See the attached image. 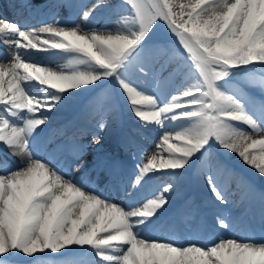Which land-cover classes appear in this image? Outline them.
<instances>
[{"label": "snow or ice", "instance_id": "snow-or-ice-1", "mask_svg": "<svg viewBox=\"0 0 264 264\" xmlns=\"http://www.w3.org/2000/svg\"><path fill=\"white\" fill-rule=\"evenodd\" d=\"M60 6L87 22L103 5L96 0L90 7ZM112 8L123 29L60 19L28 24L31 12L20 22L0 13V44L15 49L6 57L11 63L0 59V153L24 155L22 163L5 161L0 170V264H264V238H205L196 225L181 241L145 234L165 224L172 198L193 176L216 201L229 203L218 172L238 183L246 178L222 157L234 156L264 178V77L248 80L258 83L257 95L234 76L236 70H264V0H119ZM36 53L67 63L54 70ZM176 60L182 61L175 71L184 80L162 99L157 90L170 77L161 72ZM83 97L92 108L69 138L79 171L87 149L99 151L105 137L91 133L90 143L77 141L89 136L93 113L100 116L96 127L106 132L100 109L113 98L138 124L125 147L136 144V137L148 139L145 130L158 133L147 162L137 163L129 180L115 171L112 158L96 159L94 170H108L109 184L124 193L123 200L86 188L57 167L54 154L41 158V149L69 124L53 126L65 113L81 112ZM170 124L183 126L174 130ZM162 177L158 191L134 200ZM254 204L264 223V192ZM218 222L228 231L234 227L224 218ZM168 226L175 228V220Z\"/></svg>", "mask_w": 264, "mask_h": 264}, {"label": "bare ground", "instance_id": "bare-ground-1", "mask_svg": "<svg viewBox=\"0 0 264 264\" xmlns=\"http://www.w3.org/2000/svg\"><path fill=\"white\" fill-rule=\"evenodd\" d=\"M65 3L83 4L87 7H90L92 4H94V2L92 0H24L22 3H20V5H22V7L18 8L16 13H14L12 16H10V17L7 16L1 10H0V13H3L4 15H6L9 20L15 21V19H17L18 17H21V15H27L29 12H31L32 15L28 16L27 20L25 21V23H28V24L52 23L54 19H60V20L68 21L70 23H73V22L74 23H82L83 26H85V27L96 28L98 30L107 29L110 31H116L119 29H123L125 27L121 23H114V22H111L108 19L104 18L103 14H105V13H103V11L100 8H98L95 11L93 18L90 19V21L84 22L82 20L81 14H79L78 12H76L72 9H69L67 7H61L60 6L61 4H65ZM20 21L21 20H19L17 22H20ZM0 48H1L0 50H4L6 52L9 51L10 54H14V52H15L14 48H10L4 44H0ZM21 51H24V50H21ZM54 55L55 54H52V53H36V54H34V57L37 60L42 61V63L49 65L54 70L63 69L65 67L67 61L62 59V58H58V57H50V56H54ZM176 68H177V65L175 66L173 64V62H171L161 72L162 78L170 77L157 90L162 99H166L167 96L175 89V87L177 85H179L184 80L183 73H176V71H175ZM111 103H112V105L109 107V109H106L104 107L100 111L103 112V114L105 115V117L108 121V128H107L105 133H108L110 131L109 129L113 126H121V133L119 135L113 137L114 143L115 142L120 143L123 140V137H125L124 135L128 136L130 130L133 127H138V124L136 123L134 117H132L130 111H128L127 107L124 104L121 105L119 100H117L116 98H113ZM99 119H100V116L98 114H96V113L92 114V117L90 119V129L96 135H104V137L106 138V141H107L109 138H107L105 136L106 134L101 133L100 130L98 129V127H96V124L99 121ZM133 123H135V124H133ZM182 126H183L182 124H177V125H171L170 124L168 127L170 129L179 130ZM242 127H244V129L246 131H249V132L251 131L249 128H247V126H242ZM147 134L152 136V143H151L150 147L146 150V153L150 155L155 148L154 141H155V139L158 138V133L149 129V130H145V135H147ZM257 138H259V137H257ZM45 147H47V152H43V150H42L43 148L40 151V155H41L42 159H48L49 153H51V154L57 153L58 155H61V153H62V150L58 148V146L56 145V143L54 141H51V143H47L44 146V148ZM222 158L227 159L228 162L231 164V166L236 168L241 173H243V175L246 178L243 183H238L235 179H229L224 174V172L222 170L218 172L217 175H218L219 182L222 186V189L226 193L228 201L232 203L231 198H233L237 194H242V192L245 193V189L243 190V188L247 184V182H250V183H252L253 187L249 190L248 193L246 192L247 193V196H246L247 208L246 209L247 210L256 209L255 207H253V206L251 207L249 205H252L254 203V199L256 197H258L260 193L264 192V185L262 184L264 182L261 181V179L264 180V178L255 174V172L253 170H251V169L247 168L246 166H243L242 164H240V162L234 156H232L230 158H224V157H222ZM23 160H24V155L22 153H17L15 155H13L11 152L0 153V170H3L5 161H7L8 165H11L13 163V161H15V163H17V164H20L23 162ZM57 167H59L60 170L62 172H64L65 174H71V175L75 176L76 179L80 183H82L86 188L92 189L89 182L83 180V176H85L84 175L85 172L88 173L87 176L96 177L94 175V170L92 169V167L89 164L85 165L84 169H81V171H79L78 174H76L74 171L69 172L68 170H63L58 165H57ZM133 170H134V165L130 164V165H126V168L124 171H119L117 173L123 174L124 179L129 180L132 177ZM103 171H104V173L100 174L101 177L100 176L98 177V181H100L102 183V186H106V182H109V172L107 169H103ZM106 174H107V176H106ZM80 176H82V177H80ZM104 176H106V178ZM248 178L250 180H247ZM256 178H261V179L257 180ZM203 188L206 189L205 185ZM152 189L158 191L157 187L153 184V182H151L149 185H146L143 189H141L140 191L135 193L134 194V200L141 201L143 198H146V196L148 194H150V191ZM204 193H205V190H204ZM245 194H243V195H245ZM109 195L110 196H116L120 200L124 199V193L119 191V190L116 194H109ZM210 202L213 204H216L215 198L210 199ZM173 203L174 202L171 201V207L169 209L167 216L165 217V221L171 220L172 218H176L179 220V223H181L182 221H184L185 218H187V216L190 215V213L182 207H180V208L174 207L172 205ZM233 205L235 206V204H233ZM211 211L213 213H215L214 214L215 222L212 223L213 227L210 228V233L207 235H205V233H204L205 231H207V228H205V227L201 228V230H202L201 236L202 237L215 238L218 236H225V237H235L238 240L250 239V238L260 240V239L264 238V233H261V232H257V234L255 236H253L251 234L245 235L244 234L245 232H243L242 228H240V227L237 230H234L232 228L231 231L220 228L218 218H224L228 222L232 223L233 225H234V221L232 219H230L229 217H227L225 211L223 209H221V207H219L217 204L215 207H212ZM182 226H183V229L181 230V233L186 236L187 233L189 231H191L190 226H189V224H186V223L185 224L182 223ZM145 234L150 236V237L154 235L157 238H162V239H174L177 241L182 240V239H178L177 237L172 236L168 233H165L164 230L161 231L160 234H158L157 231L151 232V230L148 229V230H146ZM72 255H74V254H69L70 257ZM58 264H63V261H59Z\"/></svg>", "mask_w": 264, "mask_h": 264}, {"label": "rangeland", "instance_id": "rangeland-1", "mask_svg": "<svg viewBox=\"0 0 264 264\" xmlns=\"http://www.w3.org/2000/svg\"><path fill=\"white\" fill-rule=\"evenodd\" d=\"M94 3L96 2V0H92ZM112 2H114V3H112ZM112 4H116V3H119V0H112ZM184 2H187V0H184ZM110 8H111V6H110ZM110 10V9H109ZM114 13V9L112 8L110 11H109V13H108V16L111 18V19H109L107 16H105V15H103V17L104 18H106V19H108L109 21H111V22H114V23H121L123 26H125V24H124V22H123V20L120 18V16L119 17H117V18H113V17H111V15ZM182 56V55H181ZM177 61V64H175L174 62H173V64L176 66V65H178V64H180V63H182V61L181 60H176ZM12 62V61H11ZM10 61H5L4 60V63H11ZM234 76L236 77V78H238V81L241 83V84H244L245 85V88H246V90L247 91H249V92H251V93H254V94H257L258 95V89H259V85H258V83H256V84H250V83H248V80H249V78L250 77H255L257 80H259L260 78H262V77H264V70H261V68L259 67V66H257V69H256V71L255 72H253V73H247V74H243V73H241L239 70H236L235 71V73H234ZM91 110V108L88 110V113H89V111ZM54 128H60L59 126H53ZM114 127H111L109 130H110V132H108V133H106V137L107 138H109L110 136H112V135H114ZM66 132V134H69V131H68V129L65 131ZM111 133V134H110ZM140 138V137H139ZM140 139H142V138H140ZM104 142H107V141H109V140H107L106 141V138H104V140H103ZM144 141H146V146H144V147H140L141 149H144L145 151L148 149V146H149V144H150V142L148 141V139H144ZM85 143H89V141H86ZM93 147H94V145H93ZM93 147H91V151H89V152H91V153H95L96 155H97V151H95L94 149H93ZM145 151L143 152V155H136V158L135 159H133L132 157L130 158V162L129 163H132V164H137V163H140V162H146L147 161V158H148V156H150V155H147L146 153H145ZM141 153V152H140ZM71 165L74 167V168H76V164L72 161L71 162ZM166 179V178H165ZM257 180H259V179H261V178H256ZM261 181L262 182H264V180H262L261 179ZM159 182L160 181H157L156 182V185L157 186H159ZM160 183H162V182H160ZM175 196H177V195H175ZM173 199V198H172Z\"/></svg>", "mask_w": 264, "mask_h": 264}]
</instances>
